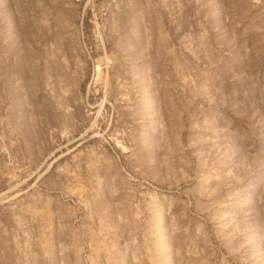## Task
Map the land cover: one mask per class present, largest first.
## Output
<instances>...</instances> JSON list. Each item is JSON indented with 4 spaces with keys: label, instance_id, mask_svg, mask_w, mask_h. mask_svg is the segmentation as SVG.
I'll return each mask as SVG.
<instances>
[{
    "label": "rangeland",
    "instance_id": "obj_1",
    "mask_svg": "<svg viewBox=\"0 0 264 264\" xmlns=\"http://www.w3.org/2000/svg\"><path fill=\"white\" fill-rule=\"evenodd\" d=\"M0 264H264V0H0Z\"/></svg>",
    "mask_w": 264,
    "mask_h": 264
}]
</instances>
